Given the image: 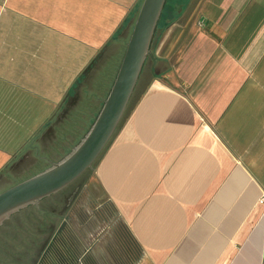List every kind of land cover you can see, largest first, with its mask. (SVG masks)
Listing matches in <instances>:
<instances>
[{"label": "crops", "instance_id": "obj_1", "mask_svg": "<svg viewBox=\"0 0 264 264\" xmlns=\"http://www.w3.org/2000/svg\"><path fill=\"white\" fill-rule=\"evenodd\" d=\"M142 1L0 0V193L81 140ZM190 6L157 33L85 185L118 218L87 242L100 264H264V0Z\"/></svg>", "mask_w": 264, "mask_h": 264}, {"label": "water", "instance_id": "obj_2", "mask_svg": "<svg viewBox=\"0 0 264 264\" xmlns=\"http://www.w3.org/2000/svg\"><path fill=\"white\" fill-rule=\"evenodd\" d=\"M166 0H143L110 90L95 120L62 159L0 193V225L12 214L62 190L93 164L115 133L137 85ZM70 197L69 200L72 199ZM60 224L55 237L66 225Z\"/></svg>", "mask_w": 264, "mask_h": 264}, {"label": "trees", "instance_id": "obj_3", "mask_svg": "<svg viewBox=\"0 0 264 264\" xmlns=\"http://www.w3.org/2000/svg\"><path fill=\"white\" fill-rule=\"evenodd\" d=\"M184 7H185V3L182 0H174L171 3L169 0H166V3L163 7L159 22L157 24L155 34L153 36L151 46H152V44L156 38L157 33L166 29L170 24H172L176 19H178V17L182 13ZM139 92H140V90L138 88V85H136L135 90H134L132 97L129 101V104L127 106V109H126V111L123 115V118L121 119L116 131L120 128L123 119L125 118L130 107L132 106V103H134V100L138 96ZM116 131H115V133H116ZM114 134H113V136H114ZM96 162H97V160L93 164V169H94ZM93 169L92 170L91 169L86 170L81 176H79L76 179V182L82 181L81 183H83L88 178L92 177ZM68 189H69V186H66L65 188L58 191L57 193L42 199V200H45V199L50 200L53 197H58L57 200L53 203L51 202L50 204L44 206L42 201H40L38 206L29 205V206L21 209V211H19L18 213L12 215V216H15V215L20 216V214L22 212H24L25 210H29L28 212H30L33 215V218L29 217L30 219L22 220L23 221L22 227L24 229H27V228L31 229L32 231L33 230L39 231V233L36 235L35 239L33 240V245H34L33 247L35 249V253L36 254H37V252L39 253V257H38L37 261H41L45 264L52 262V260H53L52 258L54 256H57V260L59 261V264H69L71 261H74L76 259V256L72 252V246H73L72 241L69 239L63 238V239H60V241H56V243L60 242L61 245L66 248L65 250H60V251L57 250L58 255L56 254L57 252L54 249L57 245L56 243H53L49 247V244L51 243L52 236H53L55 229H56V226H57V221H59L62 218V216L58 217L52 210H54L56 208L62 209L66 205L68 197H69ZM78 197H79V195H77L72 200L71 203L77 204L80 206L81 205H85V206L80 208L81 209V210H79L80 216H74L73 220L86 221V220H94V219L95 220L96 219H101V220H117L118 219L117 216L115 215L113 208L108 203H106L101 209L96 210L99 212V214L97 216L94 215V217H93V215L91 214V211H88V210L91 209L92 213L96 212V211H94L95 205H93V204L89 205V204H85V203L83 204L81 202H77ZM7 221L8 220L4 221L3 224L0 226V264H11V261L15 260L14 262H16V260H20V257H21L20 251L22 248L19 247L17 244H15V245L12 244L14 242V240L10 237L11 236L10 234H8V236L6 237L2 233L4 226L6 225ZM73 227L80 229V228H82V225L77 224V225H74ZM114 227L117 231H119V235L122 236L123 241L129 240V239H127L128 234H127L125 228L122 226V224L117 223ZM18 230H19V228L17 226L11 231L12 232L11 234L13 236H17L15 234ZM73 242H74V244L76 243V241H73ZM131 251H132L133 261H134V258H136V259L140 258V249L139 248L136 249V247H134L132 245ZM34 254H32L29 257V260H28L29 262L35 261L36 254L35 255Z\"/></svg>", "mask_w": 264, "mask_h": 264}, {"label": "flooded vegetation", "instance_id": "obj_4", "mask_svg": "<svg viewBox=\"0 0 264 264\" xmlns=\"http://www.w3.org/2000/svg\"><path fill=\"white\" fill-rule=\"evenodd\" d=\"M69 197L67 200L66 205L62 209H54L52 210L58 217L62 218L59 220L57 223L55 232L52 236L51 243L49 244V247L53 244L56 243V241H60V239L66 238L72 241V252L76 256V259L74 261H71L69 264H100L101 261V256H102V251L100 249V245L98 242L93 246L91 250L87 248V242L90 239H99L100 236H102L105 232V227L103 225H107L110 220H101V219H94V220H86V221H80V220H73L74 216H80V212H77L74 214V212H70L69 209L72 208L73 204L71 203L72 200L81 193L83 190L84 184H79V182H76L74 180L72 183L69 185ZM85 190V189H84ZM72 197L71 200L70 197ZM89 197V196H88ZM90 198V197H89ZM93 200H87V203L85 204H92ZM85 206V205H81ZM88 207V206H87ZM91 214L93 215H98L99 212L96 211L92 213V210L90 209ZM73 215V216H72ZM65 216H68V220L66 221V225L56 237L54 236L56 234L57 229L59 228L60 224L64 220ZM82 225V228L78 229L73 227L74 225ZM110 234L111 235H119V233L115 230V228H110ZM73 241H76L74 244ZM60 242H57L56 247L54 248L55 251L57 252L56 254L58 255V251L60 250H65L66 248L61 245ZM48 247V248H49ZM58 250V251H57ZM52 262L48 264H59V261L57 260V256H54L52 258ZM36 264H45L41 261H37ZM47 264V263H46Z\"/></svg>", "mask_w": 264, "mask_h": 264}, {"label": "rangeland", "instance_id": "obj_5", "mask_svg": "<svg viewBox=\"0 0 264 264\" xmlns=\"http://www.w3.org/2000/svg\"><path fill=\"white\" fill-rule=\"evenodd\" d=\"M170 1V3L172 2V1H174V0H169ZM184 3H185V7H184V9H183V11H182V13L180 14V16L179 17H182V14L184 15V13H186V16H187V14H188V12L190 11V8H191V6H190V3L192 2V0H182ZM178 17V18H179ZM177 20V19H176ZM175 20V21H176ZM178 22V21H177ZM184 21L182 22V23H180V26L179 27H181V26H184ZM91 178V177H90ZM90 178H88L86 181H84L83 183H81L82 181H78L79 182V184H82V186H83V184H84V186L85 185H87L88 183H89V180H90ZM85 188V187H84ZM84 188H83V190L81 191V193L79 194V197H78V200H77V202H81V203H87V200H93L92 198H89L88 196H87V194H86V192L87 191H85L84 190ZM57 198L58 197H53V198H51L50 200L49 199H45V200H41L42 201V203H43V205L44 206H46V205H48V204H50L51 202L53 203V202H55L56 200H57ZM264 198V197H263ZM103 202V201H102ZM92 204L93 205H95L96 204V202L93 200V202H92ZM108 209V208H107ZM21 211V210H20ZM29 210H25L24 212H22L21 214H20V216H12V215H14V214H16V213H18V212H16V213H14V214H12L8 219H6V220H8L7 221V223H6V225L4 226V229H3V231H2V233H3V235L4 236H8V234H10L11 236V238L14 240V242L12 243V244H17L19 247H21L22 249H21V251H20V260H16V262H14V261H11V264H36V262H37V259H38V257H39V253L37 252V254L35 253V249H34V245H33V240L35 239V237H36V235L39 233V231H37V230H31V229H24L22 226V224H23V221L22 220H26V219H30V218H33V215L30 213V212H28ZM30 217V218H29ZM5 220V221H6ZM3 224V223H2ZM1 224V225H2ZM0 225V226H1ZM18 226V228H19V230L16 232V234L15 235H17V236H13L11 233V231L15 228V227H17ZM23 228V229H22ZM116 230V229H115ZM117 231V230H116ZM118 232V231H117ZM36 254V256H35V261L34 262H29L28 260H29V257L32 255V254ZM34 254V255H35Z\"/></svg>", "mask_w": 264, "mask_h": 264}]
</instances>
